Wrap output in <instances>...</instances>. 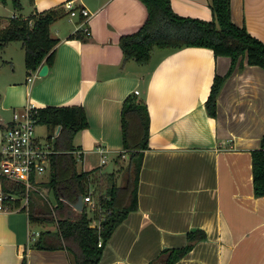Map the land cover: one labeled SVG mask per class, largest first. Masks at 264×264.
<instances>
[{"label":"crops","instance_id":"1","mask_svg":"<svg viewBox=\"0 0 264 264\" xmlns=\"http://www.w3.org/2000/svg\"><path fill=\"white\" fill-rule=\"evenodd\" d=\"M69 2L89 10L88 21L72 16ZM31 5L32 14L63 11L49 27L57 39L54 58L44 76L26 67L5 74L0 130L27 105H81L89 127L73 136L83 153L78 168L84 171L92 163L86 171L97 168L100 177L109 173L107 163L100 165L97 147L117 167L118 155L126 158L120 119L126 97L134 95L148 107L150 138L138 208L116 228L97 264H149L167 247H184L187 232L196 228L207 239L175 264H264V197L254 196L251 154L264 137V69L248 65L246 57L233 66L205 47L154 49L144 64L124 61L120 38L138 31L148 14L139 0H31ZM170 5L178 15L212 19L208 0H170ZM230 6L232 22L264 43V0H230ZM8 23L1 19L0 28ZM86 29L89 36L83 35ZM217 75L225 82L210 117L205 103ZM17 212L0 210V264H22L24 257L25 264H70L65 249L29 248L41 233L56 232L55 224H35L39 228L32 237L29 220L25 227L12 223Z\"/></svg>","mask_w":264,"mask_h":264},{"label":"trees","instance_id":"2","mask_svg":"<svg viewBox=\"0 0 264 264\" xmlns=\"http://www.w3.org/2000/svg\"><path fill=\"white\" fill-rule=\"evenodd\" d=\"M139 1L148 11L147 18L138 31L120 38L119 46L124 61L144 64L150 59L154 49L179 51L186 47H205L212 50L215 57H228L233 66L238 59L246 57L248 65L264 69V43L251 36L244 26L232 22L230 0H208V7L212 12V19L209 21L178 15L171 8L170 0ZM13 4L15 8H21L19 0H14ZM62 16L63 11L51 8L36 12L27 18L12 17L6 27L0 28V50L10 43L20 41L25 50L24 66L28 71L40 69L43 64L51 66L57 39L50 35L49 27ZM83 35L85 36L84 32ZM78 37L81 38L82 34L79 33ZM213 80L205 103L210 117L216 115L217 97L225 77L217 75ZM124 101L120 119L123 154L128 164L124 171V184L118 183L119 171L98 177L97 181L103 189L98 196V206L105 211V216L99 221V227L91 226L86 205L83 204L81 210L74 207L79 197H84L88 192L90 177V172L78 170L79 161L74 152L79 149L73 144V136L89 127L84 107L74 104L35 109L34 122L45 124L51 130L52 135L48 140L52 141L51 138L54 137L56 151L49 157L48 180L36 182L32 176V182L38 190L47 189L51 195V203L44 201L43 204L37 205L35 199L40 195L38 191H30L26 210L22 206L26 196L24 185L0 175L2 203L5 208L26 211L32 224L49 223L56 226V232L41 233L39 238L29 245L30 249H65L70 264H97L116 228L130 212L137 210L140 171L144 153L149 148L150 118L145 101L134 95H129ZM59 126L60 130L54 136V131ZM251 154L254 196L264 197V137L260 146L252 150ZM118 156L116 162L120 163L124 158L122 154ZM206 239L204 230L192 229L187 232L184 247H167L150 260L149 264H175L198 242ZM25 261L26 257L23 258L22 264H25Z\"/></svg>","mask_w":264,"mask_h":264},{"label":"built area","instance_id":"3","mask_svg":"<svg viewBox=\"0 0 264 264\" xmlns=\"http://www.w3.org/2000/svg\"><path fill=\"white\" fill-rule=\"evenodd\" d=\"M67 9L70 11L72 16L81 15L88 21L91 16L89 10L85 8L77 9L71 2L66 5ZM85 35H90L89 29L84 31ZM39 69L34 70L32 73H38ZM33 76L27 78L28 82L32 81ZM138 95V91L134 92ZM32 105H27L23 109L14 111L10 123L3 128L2 131V141L3 146L0 151L1 161H0V175L6 177L7 179L15 182L21 183L26 189V196L23 199L22 206L28 209L29 195L30 191H38L36 184L32 182V176L35 177L36 182H38L40 175L47 172L50 163V156L55 154V150L52 147L51 141L44 142L38 139L34 135V129L36 123L34 122L33 116L35 114V109ZM54 134V136H56ZM54 138V137H53ZM96 152L100 156V165L107 163V156H105V150L103 147L99 146L96 148ZM78 161L83 162V153L80 150L74 152ZM92 191H88L84 197H82V202L87 207V211H93L95 207V201L91 198ZM3 196L1 194L0 186V210L5 209L2 203ZM98 204V202H97ZM88 205V206H87ZM98 206V205H97ZM99 208V207H98ZM100 211H104L99 208ZM104 217L98 219L95 226L99 227V221ZM92 226V225H91ZM94 226V225H93ZM92 226V227H93ZM101 241L98 242L100 246Z\"/></svg>","mask_w":264,"mask_h":264},{"label":"rangeland","instance_id":"4","mask_svg":"<svg viewBox=\"0 0 264 264\" xmlns=\"http://www.w3.org/2000/svg\"><path fill=\"white\" fill-rule=\"evenodd\" d=\"M14 0H0V21L1 19H11L14 14H16V16H31V10H32V5H31V0H19L20 2V7L21 8H15L14 4H13ZM20 41H15L14 43H12L11 47H9L5 52H0V85L1 83H3L4 76L7 73H11L13 72V70L17 71V74L20 73V71L25 69L24 66V55H25V50L23 49V47L20 49ZM22 45V44H21ZM157 50V49H156ZM1 51V50H0ZM13 57V61L9 58V57ZM7 60H10V62H6ZM2 127L0 130V151L2 149L3 146V141H2ZM34 135L40 139L43 140L44 142H48L49 137L52 135L51 130L42 123H38L35 126L34 129ZM51 144L52 147L54 148V139L51 138ZM73 144H75V139H73ZM98 158V157H97ZM94 160V159H93ZM94 162V161H93ZM79 168H81V163L79 162ZM92 164V163H90ZM88 163L85 164V166H83L82 168L85 169V172H90V177H89V182H88V191H92L91 193V198L92 200L94 199L95 201V207L93 211H87L89 212V217L91 218L92 221H98V219L101 218V215L105 216V211H100V209L98 208L99 206H97V202H98V196L100 193L103 192L102 189V185L97 181L99 175L97 174V171L95 169H92L91 171H86L87 169H89V165ZM118 167L115 165V163L113 162L112 157L110 156V158L107 159V165L104 168V171L109 173H112V171H114V166H116V170L119 171L117 174L118 176V183L120 184H124V178H125V168L127 166V162L126 159H124L123 161H121L120 163H117ZM88 165V166H87ZM78 168V170L80 171V169ZM122 168V169H121ZM121 169V170H120ZM49 172H45L42 175H40V179H42L43 181H47L48 180V176ZM104 188V186H103ZM40 196L36 197V204H43L44 201L48 202L49 204L51 203V195H49L48 192L45 191H41V194L39 193ZM88 206V205H87ZM90 207H87V209ZM28 213H26V211H20L17 212L13 215L10 216V219L12 221V223L16 224V225H23L24 227L27 225V217ZM30 227H31V223ZM38 226L37 225H33L30 228V233L29 235H31L32 237H34L33 232L35 233L36 231H38Z\"/></svg>","mask_w":264,"mask_h":264},{"label":"water","instance_id":"5","mask_svg":"<svg viewBox=\"0 0 264 264\" xmlns=\"http://www.w3.org/2000/svg\"><path fill=\"white\" fill-rule=\"evenodd\" d=\"M40 67H41L39 70L40 76L46 75L48 73L49 66H47L46 64H43ZM59 130H60V126L57 128V132H56L57 134H58ZM82 206H83L82 196H80L74 207L77 210H81Z\"/></svg>","mask_w":264,"mask_h":264}]
</instances>
